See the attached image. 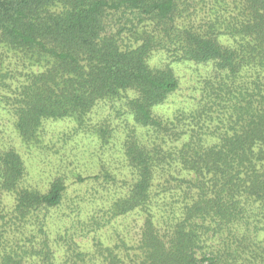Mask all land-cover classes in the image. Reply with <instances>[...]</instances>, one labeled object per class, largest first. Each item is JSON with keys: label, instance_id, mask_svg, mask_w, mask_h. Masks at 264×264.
I'll use <instances>...</instances> for the list:
<instances>
[{"label": "trees", "instance_id": "obj_1", "mask_svg": "<svg viewBox=\"0 0 264 264\" xmlns=\"http://www.w3.org/2000/svg\"><path fill=\"white\" fill-rule=\"evenodd\" d=\"M0 108L120 154L61 210L0 148V264H264V0H0Z\"/></svg>", "mask_w": 264, "mask_h": 264}, {"label": "rangeland", "instance_id": "obj_2", "mask_svg": "<svg viewBox=\"0 0 264 264\" xmlns=\"http://www.w3.org/2000/svg\"><path fill=\"white\" fill-rule=\"evenodd\" d=\"M179 72L183 81L187 80L190 76L189 64L180 65ZM182 97L177 92L174 96L170 97L167 103L158 108L157 113L169 114L177 106L175 101L182 100ZM108 113L109 106L96 107L91 114L90 125L95 126ZM74 125V122L69 119L46 121L42 145L28 150L16 135V131L13 128L12 116L0 108V148L11 146L19 152L24 160L30 184L45 189L48 186V182L54 176L66 174L67 189L61 210L65 209L69 203L68 198L75 200L77 195L89 192L88 189H90L91 185L77 182V175L86 177L98 174V172L102 171V167L119 175V166L116 158H119L120 154L111 149L98 146V141L85 133H74ZM7 200L8 198L4 194L0 195V202L2 204ZM89 206L88 203H84L83 205L85 209H88ZM67 211L65 210V212ZM83 242L86 246L90 247L92 238L87 234ZM95 264H98V262Z\"/></svg>", "mask_w": 264, "mask_h": 264}]
</instances>
